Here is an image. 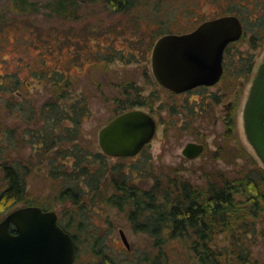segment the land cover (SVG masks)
Returning <instances> with one entry per match:
<instances>
[{
  "label": "rangeland",
  "instance_id": "obj_1",
  "mask_svg": "<svg viewBox=\"0 0 264 264\" xmlns=\"http://www.w3.org/2000/svg\"><path fill=\"white\" fill-rule=\"evenodd\" d=\"M53 1L0 0V81L4 80L2 75L17 74L22 91L34 100L32 105L38 110L48 95L47 75L57 69L65 72L78 91L82 89L89 95V115L82 122L75 143L94 154L102 151L99 130L116 116V101L125 98L126 86L129 89L134 85L146 97L152 108L147 105L133 108L151 112L156 118L157 130L139 154L124 158L107 155L106 176H102L100 186L84 195L79 204L71 200L61 202L58 198L64 188L63 177L60 173H50L53 167L50 159L43 160L45 169L39 170L40 166H36L28 176V192L49 206V210H55L58 218L68 220L71 214L75 215L72 230L78 236L74 264H104V261L196 264L192 247L194 234L169 237L166 228H162L161 240L157 241L158 236L135 227L130 216L134 210L131 205L119 206L109 200L119 195L114 182L117 175L112 172L110 175L109 168L115 166L116 173L120 167L122 172L131 174L138 189L152 192L158 181L166 187V182L174 177L202 186L209 177L219 179L222 174L241 175L243 171L264 167L248 141L243 119L253 78L264 57V45L249 49L245 41L235 48L255 53L253 71L249 79L224 74L210 88L218 95L208 100L204 110L196 94H175L158 82L152 71V50L149 49L163 32L187 31L198 21L229 12L230 2L248 3L254 12H259L264 0H138L127 12L119 13L107 10L102 0H77L76 9L66 17L53 11ZM59 36L65 44L63 49L57 40ZM146 49L149 54L145 53ZM131 51L136 56L131 58ZM79 97L72 96L67 102L72 103ZM33 115L30 119L26 115L9 116L1 108L0 126L15 128L16 138L22 139L44 120L38 113ZM184 118L188 119L187 128L180 125ZM66 124L72 126L71 122ZM1 130L2 127V146ZM191 140L207 143L206 151L199 157L188 158L182 154L185 144ZM12 153L23 161L29 156L38 161L37 151L29 142ZM70 161L66 156L59 157V162L66 163V167ZM1 177L0 171V191L4 184ZM217 244L224 247L229 240L220 235ZM254 246V255L264 261L262 245Z\"/></svg>",
  "mask_w": 264,
  "mask_h": 264
},
{
  "label": "trees",
  "instance_id": "obj_2",
  "mask_svg": "<svg viewBox=\"0 0 264 264\" xmlns=\"http://www.w3.org/2000/svg\"><path fill=\"white\" fill-rule=\"evenodd\" d=\"M102 2L107 10L119 13L127 12L138 0ZM76 6L77 0H54L52 3L53 11L65 17L72 14ZM229 7V12L217 16L236 14L243 22L244 31L239 40L230 42L226 47L227 66L231 62V50L238 48L243 42L249 43V49L264 45V5L260 7L259 12H254L248 3L241 1L230 2ZM196 23L187 31L163 32L155 41L165 33L191 31L201 21ZM87 38L84 43H87ZM57 40L60 41V49H63L65 44L61 36ZM152 47L149 49L152 50ZM130 53L131 58L136 56V52ZM241 53V60L234 62L237 70L234 72L231 65L226 66V76L230 74L236 78L249 79L256 55L249 50ZM109 56L113 57L112 54ZM231 57L234 58V54ZM2 76L4 80L0 81V111L2 108V113L7 110L9 116L26 115L29 119L31 114L35 116L38 113L44 120L39 127L30 129L29 134L24 135L22 139L16 138L15 128L5 124L0 126V171L1 181L4 182L0 191V219L9 211L23 205H39L50 209L45 203L36 198L35 200L27 189V178L36 166H40L39 170L41 167L45 169L44 159H50L53 164L50 171L52 175L60 173L63 177L64 188L58 194L60 201L71 200L72 203L79 204L84 195L100 186L102 176L107 173V155L104 152L97 151L94 154L75 143L81 133L82 122L89 115L88 93L82 89L78 91L66 77L67 74L57 69L47 75V80H50L46 85L48 95L36 110L32 105L34 100L22 91V81L17 74ZM123 92L125 98L116 101V115L137 106L147 105L152 108L148 105L146 97L139 93V88L134 85H130L129 89L128 86L124 87ZM134 93L137 96L132 97ZM72 96L80 97L72 103L67 102ZM67 122H71L72 126L66 124ZM27 142L37 151L38 161H33L30 156L25 161L13 156L12 152L26 146ZM60 156L71 158L68 163L70 166L66 167V163H60ZM124 157L126 156H122ZM113 168H109V174L112 172V175H117L114 182L119 195H114L109 200L119 206L131 205L134 208L130 216L136 228L158 236L157 241L161 240L159 235L163 231L162 228H166L165 233L169 237L194 234L196 237L192 247L197 256L196 264H264V261L254 255V245L261 244V250L264 252V167L243 171L241 175L222 174L219 179L209 177L206 185L202 186L194 185L187 179L174 177L166 182V187H162L158 181L152 192L138 189L131 174L122 172L120 167L114 173ZM74 216L71 214L68 220L59 217V223L73 235L77 243L78 233L72 230ZM78 222L82 223L80 220ZM13 230L15 231L14 228ZM220 235H225L229 240L227 246L221 247L217 244ZM154 263L155 261L152 264ZM104 264L118 263L104 261Z\"/></svg>",
  "mask_w": 264,
  "mask_h": 264
},
{
  "label": "water",
  "instance_id": "obj_3",
  "mask_svg": "<svg viewBox=\"0 0 264 264\" xmlns=\"http://www.w3.org/2000/svg\"><path fill=\"white\" fill-rule=\"evenodd\" d=\"M243 31L240 17L227 14L205 20L189 32L161 35L151 53L155 78L175 92L215 84L223 73L227 45L239 40ZM243 119L248 141L264 165V57L253 78ZM156 130V119L149 111L132 108L99 130V144L105 154L134 156ZM203 150V143L191 141L183 153L193 158ZM120 232L128 245L124 231ZM76 256V241L59 223L55 210L23 205L0 219V264H73Z\"/></svg>",
  "mask_w": 264,
  "mask_h": 264
},
{
  "label": "flooded vegetation",
  "instance_id": "obj_4",
  "mask_svg": "<svg viewBox=\"0 0 264 264\" xmlns=\"http://www.w3.org/2000/svg\"><path fill=\"white\" fill-rule=\"evenodd\" d=\"M217 17H219V16H217ZM212 18H215V17H210V18H206V19H204L203 21H205V20H208V19H212ZM203 21H201V23L203 22ZM200 24V23H199ZM198 24V25H199ZM197 25V26H198ZM196 26V27H197ZM195 27V28H196ZM194 28V29H195ZM194 29H192V30H194ZM191 30V31H192ZM189 32V31H188ZM231 55L232 54H234V58L233 57H231V55H230V57H229V60H231V62H230V65H231V68L233 69V71L235 72V69L237 70V65H235V61L237 60V59H239V60H241L240 58L242 57V51L241 50H236V49H232L231 50ZM236 52H238V55H239V57H236ZM226 56H227V53H226V49H225V51H224V56H223V73H222V76H221V78L219 79V81L218 82H216L215 84H199V85H197V86H194V87H192V88H190V89H188V90H185V91H182V92H175V91H173V90H170V89H168V88H166L165 86V88L166 89H168L169 91H171L172 93H175V94H187V93H192V94H196L197 96H198V98H199V100L201 101V108L204 110V109H206L207 108V105L209 104L208 103V100L210 99V98H212V97H216L218 94H217V91H213L212 89H210V88H212V87H214V86H216L221 80H222V78H223V76H224V74L226 73V66H227V64H226ZM230 65H228L227 67H230ZM217 94V95H216ZM151 113V112H150ZM155 118V117H154ZM156 119V118H155ZM156 123H157V121H156ZM182 127H184V128H187L189 125H188V119L187 118H184V120H183V122L180 124ZM191 141H194V142H197V143H203L204 144V150L200 153V154H198V155H196L195 157H193V158H196V157H199L201 154H203L205 151H206V145H207V143L206 142H204V141H197V140H191ZM191 141H188V142H191ZM187 142V143H188ZM186 143V144H187ZM186 144H185V146H186ZM185 146H184V148H185ZM145 147V146H144ZM143 147V148H144ZM142 148V149H143ZM183 148V149H184ZM183 149H182V154L183 155H185L184 153H183ZM142 151V150H141ZM140 151V152H141ZM103 152V151H102ZM139 152V153H140ZM138 153V154H139ZM106 155H108V154H106ZM137 155V154H136ZM186 157H188L187 155H185ZM120 157H122V156H120ZM128 157V156H127ZM188 158H190V157H188Z\"/></svg>",
  "mask_w": 264,
  "mask_h": 264
}]
</instances>
